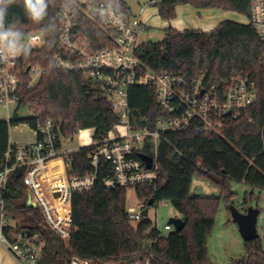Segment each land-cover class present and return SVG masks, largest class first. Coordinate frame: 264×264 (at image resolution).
Segmentation results:
<instances>
[{
  "label": "trees",
  "instance_id": "16d2710c",
  "mask_svg": "<svg viewBox=\"0 0 264 264\" xmlns=\"http://www.w3.org/2000/svg\"><path fill=\"white\" fill-rule=\"evenodd\" d=\"M114 5L130 14L124 0H96ZM163 20L176 17V8L190 4L196 8H219L236 11L249 18L251 0H156L154 3ZM46 16L40 22L29 19L23 0H15L8 8V20L24 35L41 32L44 47L31 50L21 58L22 64L39 65L45 69L39 80L30 85L26 68L22 71L21 103L35 117L0 121V160L10 143V128L19 124L35 127L36 120L52 119L59 124L63 138L74 137L81 130L93 129L94 142L106 138L119 124L111 103L102 96L97 85L80 72L59 69L55 56L59 48L58 10L61 6L76 9L80 25L88 42L95 49L113 47L110 32L74 7L72 0H47ZM137 55L154 73L163 71L186 75L191 79L203 77L212 82L224 80L233 73L250 75L255 83L257 98L243 110L238 119L231 120L221 133H199L189 130L169 134V144L161 143L159 163L161 173L153 187L138 186L139 200L151 199L157 204L170 202L184 218L180 232L162 234L151 220L133 223L127 216V188L108 189L104 183L109 165L101 163L96 186L72 196V235L69 242L54 233L39 208L26 205L23 178L26 169L10 174L6 191L8 210L12 218L23 213L33 232L47 240L45 264H67L72 258L109 264L126 259L145 257L153 253L152 264H211L208 237L215 225L220 197L195 194L191 191L195 176L208 178L220 186L222 194L232 203L234 193L229 181L243 182L264 189V42L252 24L226 20L215 30H166L161 41H143ZM130 117L135 128H153L159 117L156 88L153 85L134 86L129 92ZM95 143L80 147L72 155L70 175H84L93 170L89 155ZM245 203H248L247 198ZM247 257L235 264H264V249L260 236L246 241Z\"/></svg>",
  "mask_w": 264,
  "mask_h": 264
},
{
  "label": "built area",
  "instance_id": "2783aa9c",
  "mask_svg": "<svg viewBox=\"0 0 264 264\" xmlns=\"http://www.w3.org/2000/svg\"><path fill=\"white\" fill-rule=\"evenodd\" d=\"M72 3L108 30L115 45L102 49L92 47L83 33L76 9L61 6L57 15L60 52L55 56L56 65L65 71L83 73L94 82L118 115V125L125 126L127 133L120 138L108 135L100 141L93 140L95 148L89 155L93 170L84 175L69 174L72 155L79 149H63L60 126L52 119H38L35 127H30L36 135L34 142L20 144L10 140L0 160V254L6 249L22 264H45L47 240L40 232L32 231V235L27 237L25 230L30 229L10 223L15 218L8 210L6 191L12 172L26 169L23 178L26 205L30 203L31 207L39 208L48 227L69 242L73 225V193L96 186L101 163L109 165V174L104 180L108 189L153 187L161 173L160 144L170 143L169 134L189 130L221 133L257 98L256 83L247 74L233 73L227 79L208 82L203 77L191 79L167 71L152 72L145 68L137 55L141 36L146 30L140 18L96 0H72ZM249 20L264 42V0H251ZM24 44L30 51L40 49L45 45L44 35L41 32L24 35ZM23 56L6 53L0 59V104L4 106L20 105L23 69L26 68L31 77L30 85L35 84L45 72L39 65L26 67L21 62ZM261 62L264 66V56ZM147 85L156 88L159 117L153 128H135L130 117L129 92L134 86ZM32 115L35 117L33 112ZM141 155L152 158L151 167ZM58 159L63 161V175L52 181L45 179L51 172V163ZM146 207V199L139 200L137 206L127 208L128 219L135 224L148 219L143 215ZM151 222L162 234L175 231L170 222L163 228L158 227L157 222ZM146 253L145 257L109 264H152L153 253ZM67 264L99 263L76 257Z\"/></svg>",
  "mask_w": 264,
  "mask_h": 264
},
{
  "label": "rangeland",
  "instance_id": "374dc122",
  "mask_svg": "<svg viewBox=\"0 0 264 264\" xmlns=\"http://www.w3.org/2000/svg\"><path fill=\"white\" fill-rule=\"evenodd\" d=\"M130 7V10L139 14L140 7L146 5L149 8L153 7L156 0H124ZM235 19H227L240 24H249L250 20L247 16L236 12ZM239 20V21H238ZM146 34H142L141 41H161L165 32L157 29L153 25L148 27ZM19 118L32 117V112L28 106L18 108L17 104H11L10 107L0 104V121H9L15 115ZM127 133L126 127L123 125H116L110 132L109 136L112 138H120ZM94 132L92 129L81 130L72 138H62L63 149L76 150L83 146L93 144ZM35 135L32 129L27 124H19L12 126L10 129V139L12 142L22 144L24 140H33ZM61 163V159H58ZM229 189L234 193L232 203L228 201L226 195L222 194L221 188L216 183L208 178L195 176L192 182L191 191L195 194L206 196L220 197L219 205L215 218V225L208 237V255L211 264H235L247 257L246 243L240 234L238 224L233 221L230 206H235L239 211L244 212L248 207H255L259 209L257 230L262 240L264 249V189L253 188L243 182L229 181ZM127 208L137 206L139 204V197L136 188H127ZM247 198L248 203H245ZM174 217L182 218L181 213L168 201H161L157 205L149 208L148 219L157 222L158 227L163 228L169 220ZM12 225H20V227H29L28 218L23 213L16 215L15 219L10 222ZM0 264H22L15 259L5 249L0 254Z\"/></svg>",
  "mask_w": 264,
  "mask_h": 264
},
{
  "label": "crops",
  "instance_id": "0c3cea01",
  "mask_svg": "<svg viewBox=\"0 0 264 264\" xmlns=\"http://www.w3.org/2000/svg\"><path fill=\"white\" fill-rule=\"evenodd\" d=\"M151 1H154V0H151ZM140 8L141 9L139 11V14H135L130 10V15L140 18L144 22V24L146 25V30L144 34L149 32L148 27L150 25L157 27V29L163 30L165 33H166V30L171 29V28L174 30L180 31V32L187 31V30H200L203 32H210V31L215 30L222 22L226 21L227 19H235L234 13H231L229 11H225L219 8H196L190 4L178 5L176 8L177 15L172 20H163L160 17L158 13V8L155 6V4H153V7L151 8H149L146 5ZM35 140H36V135H35V138L31 141L24 140L23 144L32 143ZM61 163H62V160H61ZM61 163L58 162V160H56L55 162H52V165H51L52 169L50 173L54 171L53 168L56 170L58 169V171H61V168H60Z\"/></svg>",
  "mask_w": 264,
  "mask_h": 264
},
{
  "label": "clouds",
  "instance_id": "9594fccd",
  "mask_svg": "<svg viewBox=\"0 0 264 264\" xmlns=\"http://www.w3.org/2000/svg\"><path fill=\"white\" fill-rule=\"evenodd\" d=\"M15 0H0V59L5 54L27 55L30 49L24 44V33L8 20V8ZM47 0H23L25 15L34 22H40L46 16Z\"/></svg>",
  "mask_w": 264,
  "mask_h": 264
},
{
  "label": "water",
  "instance_id": "95a60500",
  "mask_svg": "<svg viewBox=\"0 0 264 264\" xmlns=\"http://www.w3.org/2000/svg\"><path fill=\"white\" fill-rule=\"evenodd\" d=\"M141 158L147 163L148 167L152 166V158L150 156L141 155ZM153 205H154V199H151L148 202L147 207L143 211L144 216L146 217L148 216L149 207ZM28 206H31V204L28 203ZM230 212H231L233 221H235L238 224L240 234L243 237L245 242L254 240L259 237V233L257 230L258 215L260 213L259 209L251 206V207H248L246 211L241 212L235 206L231 205ZM169 222L175 226L176 232L182 231L186 225L184 218H179V217L171 218ZM25 234L27 237H30L32 235V231L25 230Z\"/></svg>",
  "mask_w": 264,
  "mask_h": 264
},
{
  "label": "bare ground",
  "instance_id": "6f19581e",
  "mask_svg": "<svg viewBox=\"0 0 264 264\" xmlns=\"http://www.w3.org/2000/svg\"><path fill=\"white\" fill-rule=\"evenodd\" d=\"M62 160V159H61ZM55 162V161H54ZM51 165H52V163H51ZM52 167V166H51ZM61 171H58V169L56 170V169H54L55 171L54 172H52V173H49V174H47L46 176H45V179H48L49 181H52V180H55V179H57L60 175H63V161H62V163H61Z\"/></svg>",
  "mask_w": 264,
  "mask_h": 264
}]
</instances>
